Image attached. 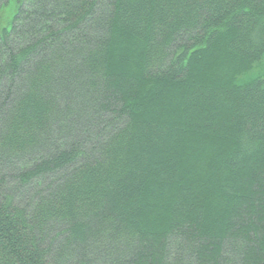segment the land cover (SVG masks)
I'll return each instance as SVG.
<instances>
[{
  "label": "trees",
  "instance_id": "trees-1",
  "mask_svg": "<svg viewBox=\"0 0 264 264\" xmlns=\"http://www.w3.org/2000/svg\"><path fill=\"white\" fill-rule=\"evenodd\" d=\"M263 62L264 0H0V264H264Z\"/></svg>",
  "mask_w": 264,
  "mask_h": 264
},
{
  "label": "rangeland",
  "instance_id": "rangeland-1",
  "mask_svg": "<svg viewBox=\"0 0 264 264\" xmlns=\"http://www.w3.org/2000/svg\"><path fill=\"white\" fill-rule=\"evenodd\" d=\"M7 14L10 15L8 19L6 20V23H8L13 16V7H10L7 9ZM10 27V26H9ZM253 76H261L264 78V62L258 67V69L254 72Z\"/></svg>",
  "mask_w": 264,
  "mask_h": 264
}]
</instances>
